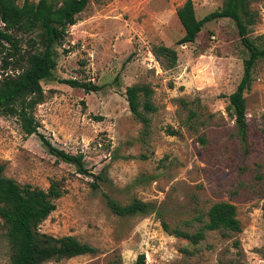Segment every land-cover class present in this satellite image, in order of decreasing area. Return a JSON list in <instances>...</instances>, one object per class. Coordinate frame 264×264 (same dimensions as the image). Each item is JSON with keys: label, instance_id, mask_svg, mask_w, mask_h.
Returning a JSON list of instances; mask_svg holds the SVG:
<instances>
[{"label": "rangeland", "instance_id": "1", "mask_svg": "<svg viewBox=\"0 0 264 264\" xmlns=\"http://www.w3.org/2000/svg\"><path fill=\"white\" fill-rule=\"evenodd\" d=\"M184 1L89 0L57 47L53 76L42 81L44 100L33 111L38 134L25 135L18 118L0 114L3 174L43 189L57 180L63 189L40 231L97 249L43 264H135L140 254L145 264H264V59L245 93V141L225 107L247 50L230 18L205 22L194 42L177 45L184 29L176 9ZM192 2L198 19L223 5ZM250 7L256 20L248 36L264 46V0ZM158 45L176 49L175 66L153 55ZM134 84L152 91L156 110L147 127L128 107L125 89ZM40 134L54 147L82 153L88 173L57 159ZM104 195L122 204L151 202L155 211L120 217ZM218 201L236 206L239 232L205 231L196 244L172 234L175 227L198 230V217L206 221ZM4 232L0 226V264L10 255Z\"/></svg>", "mask_w": 264, "mask_h": 264}, {"label": "trees", "instance_id": "2", "mask_svg": "<svg viewBox=\"0 0 264 264\" xmlns=\"http://www.w3.org/2000/svg\"><path fill=\"white\" fill-rule=\"evenodd\" d=\"M89 0H0V114L15 116L25 135L38 134L39 123L34 117L35 107L44 100L42 81L53 76L56 67L57 47L75 24L78 14ZM252 0H223L221 8L211 11L203 18L195 15L192 0H185L176 9L184 34L177 45L194 42L205 22L217 18L234 21L240 41L247 50L243 60V73L233 92L227 96L226 111L233 119L238 134L247 140L245 93L252 83V71L258 60L264 59V46L256 44L248 36L249 26L255 23L251 10ZM27 36V38L25 37ZM153 55L166 68L175 66L177 51L173 47L158 45L152 48ZM71 86L95 90L94 85L80 83L75 79H62ZM151 89L143 84H134L125 89L126 100L132 116L144 127L150 123L149 113L156 110L150 101ZM191 117L195 113H190ZM174 134V131H171ZM41 139L57 159L73 164L79 173H88L82 153L71 154L54 147L43 135ZM204 143V135L199 136ZM0 164V226L5 230L10 255L5 264H43L51 260L92 254L96 248L80 242L72 235L53 236L41 232L40 224L55 209L54 201L62 196L60 182L52 180L47 189L19 184L3 174ZM97 178L101 179L99 175ZM97 187V183H92ZM108 208L117 216L147 215L155 211V205L137 198L122 204L109 195H104ZM206 221L195 232L175 227L172 234L185 238L192 244L205 236V231H221L224 235L241 230L236 206L227 201L213 203L206 212ZM163 228L168 225L162 221ZM235 245H238L235 242ZM135 264H145L140 254Z\"/></svg>", "mask_w": 264, "mask_h": 264}]
</instances>
